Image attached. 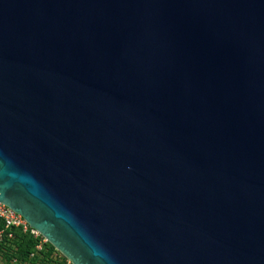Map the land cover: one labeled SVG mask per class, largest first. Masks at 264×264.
<instances>
[{"label":"water","instance_id":"obj_1","mask_svg":"<svg viewBox=\"0 0 264 264\" xmlns=\"http://www.w3.org/2000/svg\"><path fill=\"white\" fill-rule=\"evenodd\" d=\"M0 202L70 264H264V0H0Z\"/></svg>","mask_w":264,"mask_h":264},{"label":"trees","instance_id":"obj_2","mask_svg":"<svg viewBox=\"0 0 264 264\" xmlns=\"http://www.w3.org/2000/svg\"><path fill=\"white\" fill-rule=\"evenodd\" d=\"M2 228L4 237L3 242L0 243V258L7 264L67 263V260L48 242H43L41 248L36 249L41 237H33L29 232L23 233L21 228L11 227L4 229V222L0 219V229ZM10 232L13 235L12 239L6 237ZM54 252L56 254L55 257L52 255Z\"/></svg>","mask_w":264,"mask_h":264},{"label":"built area","instance_id":"obj_3","mask_svg":"<svg viewBox=\"0 0 264 264\" xmlns=\"http://www.w3.org/2000/svg\"><path fill=\"white\" fill-rule=\"evenodd\" d=\"M0 219L4 222V229L11 227L21 228L22 232H29L33 237H41L39 244L36 246V249L41 248V244L46 242L45 239L40 236L34 229L30 228L26 221L19 215L14 212L12 209L0 202ZM4 232L3 228L0 229V243L3 242ZM8 239H12V233L6 235ZM69 263V262H68Z\"/></svg>","mask_w":264,"mask_h":264},{"label":"rangeland","instance_id":"obj_4","mask_svg":"<svg viewBox=\"0 0 264 264\" xmlns=\"http://www.w3.org/2000/svg\"><path fill=\"white\" fill-rule=\"evenodd\" d=\"M52 255H53V257H55V252L54 253H52ZM56 257H58V256H56ZM60 258V257H59ZM58 258V259H59ZM0 264H7L2 258H0ZM66 264H68V261H67V263Z\"/></svg>","mask_w":264,"mask_h":264}]
</instances>
